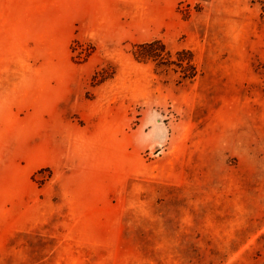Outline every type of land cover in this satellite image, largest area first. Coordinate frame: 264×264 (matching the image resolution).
<instances>
[{"label":"rangeland","instance_id":"374dc122","mask_svg":"<svg viewBox=\"0 0 264 264\" xmlns=\"http://www.w3.org/2000/svg\"><path fill=\"white\" fill-rule=\"evenodd\" d=\"M0 264H264V0H0Z\"/></svg>","mask_w":264,"mask_h":264},{"label":"trees","instance_id":"16d2710c","mask_svg":"<svg viewBox=\"0 0 264 264\" xmlns=\"http://www.w3.org/2000/svg\"><path fill=\"white\" fill-rule=\"evenodd\" d=\"M158 44H161L158 40H154V41H150V42H146V43H143V44H139L137 46L134 47V49L132 50V55L136 58V59H142L144 58V56H148L149 58H152L154 59V54L152 53L154 50V46L155 45H158ZM140 48L141 49H148L147 50V53L146 54H143V53H140ZM162 49L160 48L159 50L157 51H161ZM183 62V60H182ZM190 62V59H186L185 61V64L189 63Z\"/></svg>","mask_w":264,"mask_h":264}]
</instances>
